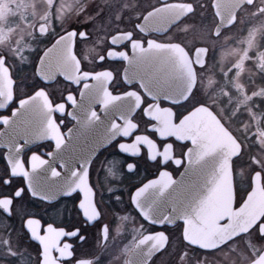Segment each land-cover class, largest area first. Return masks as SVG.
I'll return each instance as SVG.
<instances>
[{
	"label": "flooded vegetation",
	"instance_id": "obj_1",
	"mask_svg": "<svg viewBox=\"0 0 264 264\" xmlns=\"http://www.w3.org/2000/svg\"><path fill=\"white\" fill-rule=\"evenodd\" d=\"M20 1L0 8V264H131L133 253L132 264H185L225 248L227 260L217 259L227 264H264V213L217 249L185 240L170 206H181L178 182L195 145L169 129L186 132L196 123L186 119L208 109L239 144L233 209L254 180L264 190V89L250 101L262 113L254 138L226 101L237 77L248 92V81H264V0H118L115 9L99 0ZM175 5L182 17L168 29L156 25L162 19L140 25ZM12 30L21 36L10 40ZM165 61L169 68L157 65ZM165 69L194 79L187 97L154 91ZM199 139V152L216 147ZM162 206L165 216L155 217Z\"/></svg>",
	"mask_w": 264,
	"mask_h": 264
},
{
	"label": "water",
	"instance_id": "obj_2",
	"mask_svg": "<svg viewBox=\"0 0 264 264\" xmlns=\"http://www.w3.org/2000/svg\"><path fill=\"white\" fill-rule=\"evenodd\" d=\"M179 9L176 5L156 9L146 15L140 25L152 24L154 19H162L156 25L168 29L182 17ZM64 39H60L46 52V55L51 57V52L59 47ZM165 50L167 52L163 53V56H174L171 49ZM175 55L179 56L177 53ZM171 64L165 61L157 65L169 68ZM170 72L173 73L172 70ZM167 73L165 69L153 77L154 91L160 92L166 99L176 98L179 101L182 97L183 99L187 97L194 86V79H189V74L186 78L180 77L178 75L180 70H176L171 78ZM186 121L188 124L196 123L186 132L182 125L169 128L172 131L170 134L176 139L192 137L195 145L193 156H190L191 164L178 182L183 186L182 203L179 206L176 200V203L170 206L171 217L175 218L174 221L180 220L185 223L184 238L190 245L209 251L223 246L237 235L248 232L257 223L264 213V198L259 199L256 195L264 190L261 182L254 180L255 188L249 198L239 209L234 210L232 159L237 153L238 142L208 109L203 108L202 111L201 108L197 109ZM199 138L205 140L204 146L215 145L217 148L209 149L205 154L202 151L199 152L196 150L201 147ZM233 146L236 148L235 152L232 151ZM224 186L228 187V191L223 188ZM168 208L167 206L156 207L155 217L165 216ZM138 210L145 218L153 217L146 209L138 208ZM223 221L227 222L221 225ZM152 255L153 252H145L139 257L148 261ZM136 256L137 253L130 256L131 264ZM261 260L253 264H261Z\"/></svg>",
	"mask_w": 264,
	"mask_h": 264
},
{
	"label": "rangeland",
	"instance_id": "obj_3",
	"mask_svg": "<svg viewBox=\"0 0 264 264\" xmlns=\"http://www.w3.org/2000/svg\"><path fill=\"white\" fill-rule=\"evenodd\" d=\"M5 1L6 0H0V8H2V7L6 8L4 5ZM12 1H14V0H11V3H9L10 8H13L16 5L18 7H20L22 4V1L17 3L18 0H15L16 5H14V3H12ZM78 1L79 0H73L74 5H76V3ZM117 1L118 0H99L98 5L100 8L115 9V8H117ZM126 3L128 5L131 4L130 2H126ZM62 8H65V7H61V9ZM9 34H10V40H13V39H16L19 36H21L22 30H12ZM0 40H1V38H0ZM255 73H256V70L254 68H253V70L252 69L249 70V74L251 76H253ZM237 79L238 80H236V82H238L239 88L235 87L234 93L232 94L231 97H229V99L226 98V101L233 104V107L231 110H232V114H235L236 117L238 116L236 113L240 111L239 114L242 117V119H240V116H238L240 119V122H241L240 126L242 128H244L243 130L246 131L247 134H249V139L254 138L256 130H258V129L261 130L260 126L257 127V124H258L257 116L260 117V114H262V113H259L258 111L256 112L252 108V105L250 106V101L252 103L255 99L253 96L257 95V93H259L260 90L264 89V81L260 84H258V83L253 84L252 80L248 81L251 84L250 86H253L252 90L250 92H248L246 90L247 84L244 82L243 83L241 82L240 76L237 77ZM240 82L242 84H240ZM239 104L241 106V109H239ZM243 105H245L246 107H245L244 111H241ZM259 152L263 153L264 150H261ZM219 252L220 253L218 254V256H203L201 258L194 259L195 262H192V258L188 257L185 264H192V263L193 264H227L225 262V260H227L226 252H228V248H225ZM219 256H222V257L224 256L225 260L217 259V257H219Z\"/></svg>",
	"mask_w": 264,
	"mask_h": 264
}]
</instances>
